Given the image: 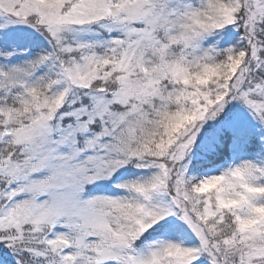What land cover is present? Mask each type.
Returning a JSON list of instances; mask_svg holds the SVG:
<instances>
[{"label":"snow or ice","instance_id":"snow-or-ice-1","mask_svg":"<svg viewBox=\"0 0 264 264\" xmlns=\"http://www.w3.org/2000/svg\"><path fill=\"white\" fill-rule=\"evenodd\" d=\"M0 264H264V0H0Z\"/></svg>","mask_w":264,"mask_h":264},{"label":"trees","instance_id":"trees-1","mask_svg":"<svg viewBox=\"0 0 264 264\" xmlns=\"http://www.w3.org/2000/svg\"><path fill=\"white\" fill-rule=\"evenodd\" d=\"M181 125H180V123H177V124H175L174 125V128H178V127H180ZM210 171H215V169H212V170H210ZM133 174L131 173V172H129V173H124V177L125 178H127V177H131Z\"/></svg>","mask_w":264,"mask_h":264}]
</instances>
